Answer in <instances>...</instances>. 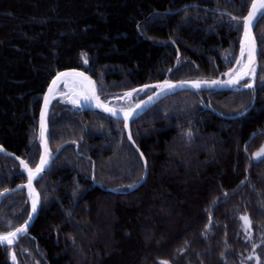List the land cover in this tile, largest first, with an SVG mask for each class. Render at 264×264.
Wrapping results in <instances>:
<instances>
[{
    "label": "trees",
    "instance_id": "trees-1",
    "mask_svg": "<svg viewBox=\"0 0 264 264\" xmlns=\"http://www.w3.org/2000/svg\"><path fill=\"white\" fill-rule=\"evenodd\" d=\"M251 1L0 0V146L37 164L43 97L66 69L88 72L101 96L113 83L128 91L217 79L236 63ZM255 37L253 89L180 93L132 123L149 168L133 193L145 168L124 125L56 100L50 142L61 151L35 183L33 227L15 246H0V264H264L262 16ZM151 91H139L141 99ZM25 181L0 151V194ZM30 209L26 191L6 196L0 235L23 225Z\"/></svg>",
    "mask_w": 264,
    "mask_h": 264
},
{
    "label": "water",
    "instance_id": "water-1",
    "mask_svg": "<svg viewBox=\"0 0 264 264\" xmlns=\"http://www.w3.org/2000/svg\"><path fill=\"white\" fill-rule=\"evenodd\" d=\"M258 0H252L251 4L249 5L248 11H247V15L245 16L248 17L249 13L251 12L252 8V4L253 3H257ZM264 11V9H260L259 11H257L256 16L253 18L252 22H251V30H250V36L249 38L246 40L245 39V31H244V25L246 23L245 18L242 20L243 22V32H242V36L240 39V44H239V54H238V58L236 60L235 65L233 66V68L231 70H229L228 72H226L224 74L225 79H222L223 76H220L218 79H214V80H194V81H162L159 83H154V84H149V85H144L141 87H138L132 91H129L127 93H137L139 91H145L147 89H155V91L150 94L149 96H147L145 99H143L138 105L139 107H135L131 110V115L127 118L124 119V115L127 112H120L117 110V112L119 113L118 116H113L110 112L105 111V109L103 107L97 106V101L95 99H85V96H89L91 97L92 95V90L94 89L95 91V95L99 97L100 101L103 102L101 95H100V89L99 86L96 82V80L86 71L79 69V68H73V69H66L63 71H60L59 73H57L54 78L51 80L45 95L43 97V101H42V105H41V109H40V113H39V119H38V128H39V141H40V157L39 160L37 162V164L34 167H31L27 161L23 160L20 157H17L16 155L9 153L8 151H6L2 146H0V151L3 153L4 156L13 159L20 167V172L24 175V177L26 178V182L23 183L22 185L14 188V189H7L5 191H3L0 195V204L2 203V200L11 194L17 193V192H21V191H26V193L29 195L30 197V202H31V211L29 214L28 219L25 221V223L23 225H21L19 228H24V232L23 233H17V237L14 239L13 243L11 245H8L7 243H0L1 247H13L16 244H18L19 239L21 238L22 235H27L29 233V230L33 227L39 211H40V206H41V195L40 192L38 191L35 183L39 180H41L45 175H47L53 165L54 160L56 159V157L58 156L59 152L61 151V148L58 149L56 152L53 151L52 146H51V142H50V126H49V118H50V112L52 109V105L53 103L60 97L57 95V91L59 89V87L61 85H74L76 87L79 88V90L81 91L80 94L77 95V101L76 103H71V105L76 106L78 108H80V110L82 112L85 111H90V112H94V113H98L108 119L111 120H115L118 122H121L124 125V131L126 133V136L128 138V141L132 144V146L138 151V153L141 156V159L144 163V168H145V172L144 175L142 177V179L134 186L130 187L127 193H133L135 191H137L147 180L148 178V174H149V168L147 165V162L145 160V157L143 156V154L138 150L137 146L135 145L132 137H131V126L132 123L136 120H138L139 118H141L142 116H144L146 113H148L151 109H153L156 105H158L160 102H162L163 100H165L168 97L174 96L176 94H180V93H185V92H228L230 90H235L236 87H238L239 85H241L242 83L250 80L251 83V87L249 86H244L238 90H250L253 89L255 84H256V80H257V74H258V69H259V45L258 42L256 40L255 37V27L257 24L258 19L260 18V12ZM254 40V45H255V52H254V63L250 66L251 68L255 69L254 75H247L244 76V78L238 79L237 82L235 83H229L230 79L235 80L236 79V73L240 72L241 69L237 70L241 61L243 60V58L241 57V49H244V56L248 55V51L250 48V45L252 43V41ZM248 64V59L245 65ZM231 73L232 75L229 76L228 74ZM62 74H71L68 76H64ZM76 74H82V75H76ZM60 77V80L57 81L56 85H53V81L57 80V77ZM85 77L87 79H85ZM196 81H200L201 84L199 87H193L192 84L193 82ZM212 81H220L219 84H212ZM167 84H172L175 87L173 88H168L166 85ZM157 85H161L164 86L163 89H161L160 87H156ZM51 89V91H50ZM237 90V89H236ZM70 91V90H68ZM104 104H107L105 102H103ZM108 105V104H107ZM108 107H110L108 105ZM111 108V107H110ZM251 108H253V105L249 108V110L246 112L248 113ZM43 133V135H42ZM131 137V138H129ZM44 157L47 159V163L44 166V170L38 174H36L32 179H31V186L29 187V173L27 171V169L24 167V164L28 165V168L32 169L33 172H35V168L39 165L40 162V158ZM22 161L24 163H22ZM94 182V180H93ZM96 186H99L98 184L95 183ZM102 189L106 192L109 193H115L114 191H111L109 189L103 188ZM126 194V193H124ZM33 204H35V210H33ZM26 226V228H25ZM16 231V230H15ZM14 231V232H15Z\"/></svg>",
    "mask_w": 264,
    "mask_h": 264
},
{
    "label": "snow or ice",
    "instance_id": "snow-or-ice-1",
    "mask_svg": "<svg viewBox=\"0 0 264 264\" xmlns=\"http://www.w3.org/2000/svg\"><path fill=\"white\" fill-rule=\"evenodd\" d=\"M251 8H252L251 12L249 13L248 17L245 18L246 23L244 25V31H245V39L246 40L250 36L251 22H252L253 18L256 16L257 11H259L260 9H264V0H258L257 3H253ZM260 15L262 17H264V11H261ZM254 52H255V45H254V40H253L251 45H250L249 51H248V64L242 65L240 72L236 73V79L235 80L230 79L229 83H235L238 81V79L244 78V76H247V75H254L255 69L250 67L254 63ZM241 57L242 58L244 57V49L243 48L241 49ZM62 75L68 76L71 74H62ZM76 75H82V74H76ZM228 75L231 76L232 74L229 73ZM85 79H87V78L85 77ZM59 80H60V77L58 76L57 80L53 81V85H56L57 81H59ZM219 83H220V81H212V84H219ZM200 84H201L200 81H196V82H193L192 86L193 87H199ZM166 86L168 88L175 87L172 84H167ZM247 86L251 87L250 84ZM156 87H160L161 89H163L164 86L157 85ZM50 91H51V89H50ZM127 95L131 96L132 93H127ZM90 98L95 99L97 101V106L103 107L105 109V111L110 112L113 116L119 115V113L117 112L116 109L110 108V107H108L107 104H104L103 102L100 101L99 97L95 95L94 89L92 90L91 97L85 96L86 100L90 99ZM71 102L76 103V100H72ZM137 107H139V105H137ZM121 111H123V110L121 109ZM130 115H131V110H129V112L125 113L124 119H127ZM42 135H43V133H42ZM129 138H131V137H129ZM262 155H264V149H261L260 152L256 153L257 157H260ZM22 163H24V162L22 161ZM46 163H47V159L44 157H41L39 165L35 168V172H33L32 169L28 168L27 164H24V167L27 169V171L29 173V182H30L29 187L31 186V179L36 174H38L44 170V166ZM33 210H35V204H33ZM241 219L244 220L245 224L250 227V221L248 220L247 217H241ZM25 228H26V226H25ZM24 230H25L24 228H17L15 232H9L7 235H0V243H7L8 245H11L13 243L14 239L17 237V233H23ZM13 259H15L14 256H13Z\"/></svg>",
    "mask_w": 264,
    "mask_h": 264
},
{
    "label": "rangeland",
    "instance_id": "rangeland-1",
    "mask_svg": "<svg viewBox=\"0 0 264 264\" xmlns=\"http://www.w3.org/2000/svg\"><path fill=\"white\" fill-rule=\"evenodd\" d=\"M251 4V3H250ZM247 15V14H246ZM245 18V17H244ZM254 33H255V30H254ZM178 57H180V54H178ZM247 59H248V55H245L244 56V58H243V60L241 61V63H240V65H239V67H238V70L239 69H241V66L242 65H245L246 64V62H247ZM86 62H84V64H85ZM178 66H179V64L176 62V64L174 65V67L173 68H171L168 72H167V75H170V73L172 72V71H174L175 69H177L178 68ZM228 72V71H227ZM105 74H106V72H104V73H102L101 75H102V77H104L105 76ZM225 74V73H224ZM224 74H222V75H220V76H223L222 77V79H225V77H224ZM219 76V77H220ZM218 77V78H219ZM217 78V79H218ZM166 81H172L171 79L169 80V79H165ZM197 80H199V79H197ZM200 80H203V79H200ZM211 80H213V79H211ZM164 81V80H163ZM186 81H194V80H186ZM250 83H251V81L250 80H248ZM160 82H162V81H160ZM176 82V81H175ZM156 83H159V82H156ZM111 85H113V86H110V87H108V91L107 92H103L104 93V95H102L101 96V98H102V100H103V102H105V103H107L111 108H114V109H116V110H118V111H120V112H129V110H132L133 108H135L143 99H141V97L143 96V93L141 92H137V93H134V94H132L131 96H128L127 95V92H129V91H132V90H134V89H130V90H128V91H122V90H117V88H114V87H116V85L113 83V84H111ZM149 85V84H148ZM68 86H71V89H73L72 90V92H68ZM121 86V84L120 85H118L117 87L119 88ZM138 88V87H137ZM136 89V88H135ZM236 90V89H235ZM155 91V89H153V91H151L152 93ZM81 93V91L79 90V88L78 87H76V86H74V85H71V84H68V85H61L60 87H59V89H58V91H57V95L58 96H60L58 99H62V98H65V97H67V96H70L71 97V99H72V97H73V95L74 96H76L75 98H73L74 100H76L77 101V95L78 94H80ZM151 93V94H152ZM186 93V92H185ZM177 95V94H176ZM145 99V98H144ZM121 109L123 110V111H121ZM85 112H90V111H85ZM94 113V112H93ZM98 114V113H97ZM100 115V114H99ZM262 149H264V147L262 148ZM261 151V150H260ZM259 151V152H260ZM262 156H264V155H262ZM262 156H260V157H262ZM260 157H257L256 156V158H260ZM39 160V159H38ZM30 211H31V209H30ZM20 240V239H19Z\"/></svg>",
    "mask_w": 264,
    "mask_h": 264
},
{
    "label": "flooded vegetation",
    "instance_id": "flooded-vegetation-1",
    "mask_svg": "<svg viewBox=\"0 0 264 264\" xmlns=\"http://www.w3.org/2000/svg\"><path fill=\"white\" fill-rule=\"evenodd\" d=\"M241 85H242V84H241ZM241 85H239V86H241ZM67 88L70 90L69 92H72L73 89H71V86H68ZM75 97H76V96L73 95V98H75ZM62 99L66 100V101H70V103H72V102H71L72 99H71L70 96H67V97L62 98ZM25 182H26V181H25ZM18 228H19V227H18ZM13 232H14V231H13ZM23 236H24V235H22L21 238H22ZM21 238H20V239H21Z\"/></svg>",
    "mask_w": 264,
    "mask_h": 264
},
{
    "label": "bare ground",
    "instance_id": "bare-ground-1",
    "mask_svg": "<svg viewBox=\"0 0 264 264\" xmlns=\"http://www.w3.org/2000/svg\"><path fill=\"white\" fill-rule=\"evenodd\" d=\"M244 83H246L244 86H247V85H249L250 84V82L249 81H246V82H244ZM243 84V83H242ZM243 86V87H244ZM240 88H242V87H240ZM1 195V194H0ZM3 201V200H2ZM30 204H31V202H30Z\"/></svg>",
    "mask_w": 264,
    "mask_h": 264
}]
</instances>
